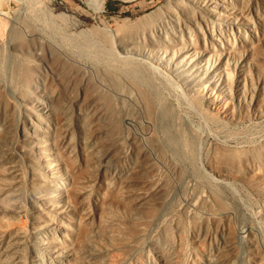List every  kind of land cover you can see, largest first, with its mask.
<instances>
[{
    "label": "rangeland",
    "instance_id": "rangeland-1",
    "mask_svg": "<svg viewBox=\"0 0 264 264\" xmlns=\"http://www.w3.org/2000/svg\"><path fill=\"white\" fill-rule=\"evenodd\" d=\"M244 5L257 7L264 23V0ZM174 6L171 0H0V22L6 23L0 29V104L14 128L0 153V170L10 183L1 198L19 212L0 207V264H15L6 251L10 233L23 230L26 243L34 220L42 219L28 203L30 165L16 130L22 106L44 100L41 90L55 97L50 135L85 185L83 206L78 202L68 210L71 222L53 220V226L68 229L74 253L68 264L83 261L77 254L90 233L96 244L92 232L104 215L122 221L129 204L134 218L130 225L116 223L113 239L103 244L102 264H264V86L253 87V116L238 113L236 103L212 86L189 93L167 77L118 74L119 59L128 56L118 43L150 28ZM258 34L264 35L262 27ZM247 43L264 69V45ZM242 45L235 46L236 56L244 52ZM142 93L166 104L169 141L160 135L162 150L151 156L149 170L139 171H148L153 182L138 179L130 161H124V174L136 178L122 181L121 163L102 158L118 154L115 132L124 118L135 123L122 126L129 143L146 147L149 128L138 110ZM192 95L212 107L205 102L200 113Z\"/></svg>",
    "mask_w": 264,
    "mask_h": 264
},
{
    "label": "bare ground",
    "instance_id": "bare-ground-1",
    "mask_svg": "<svg viewBox=\"0 0 264 264\" xmlns=\"http://www.w3.org/2000/svg\"><path fill=\"white\" fill-rule=\"evenodd\" d=\"M104 1L99 0L100 4ZM171 2L175 5L171 11L164 13L150 28L123 42L120 40L117 46L128 55L119 59L123 65L119 69L120 77L127 78L142 72L151 76L167 77L171 85H182L189 93L195 91L199 85L212 86L236 103L238 113L244 110L258 116L253 113L258 102L253 87L255 84L264 86V69L260 68L261 65L258 66L259 61H255L253 54L246 49L247 41L254 39L259 47L264 45V35L260 37L258 34L261 27L264 29V23L257 13V7L254 10L245 6V0ZM5 26L6 23L0 22V29ZM236 45L244 48L239 56L235 54ZM251 69L255 70L253 77L248 75V70ZM1 71L0 64V73ZM41 93L44 100L30 99L31 106H22V121L16 126V130L25 147L21 152L28 155L26 159L30 165L32 183L28 188V203L42 214V219L34 220L35 227L29 232L32 237L26 243L23 230L11 232L6 251L7 256L13 257L15 264H68V257L71 253L74 254L66 239L68 229L61 224L53 226V220L71 222L68 210L73 211L78 202L83 206L80 201L85 199V185L76 177L69 158L62 153L50 135L48 124L53 118L55 97L51 92L46 94V90H41ZM138 96L141 98L138 110L149 128L146 147L129 143L122 126L133 127L135 123L131 118H124L115 132L117 141L114 145L118 154L114 156L113 152H109L102 159L108 161L107 159L114 158L121 163L118 177L122 181H130L137 176L142 182H153L154 178L148 175V171L142 174L139 171L145 169V166L149 170L151 156L155 151L162 150L159 136L163 135L164 141H169V130L165 123L171 115L168 114L166 104L144 93ZM197 96L190 97L191 103L202 113L205 107L203 103L208 100L204 101ZM207 105L212 107L213 103L208 102ZM262 113L259 111V116H263ZM8 117L5 105L0 104V120L4 127L0 134V153L11 140L14 129L9 124ZM124 161H130L139 175L124 174ZM103 170L104 167H100L97 173ZM7 179L8 174L0 170V207L12 212L13 206L1 198L10 185ZM40 189L42 192H39ZM133 209L132 204L124 208L122 221L109 218L112 214L101 218L100 228L92 232L96 234V244L90 241V233L87 245L77 254L83 260L80 264H93L97 261V264H102L100 259L106 254V246L103 244L113 239L115 227H118L116 223L119 226L131 224L134 218ZM82 212L85 218L89 217L86 210L82 209ZM2 213L3 211L0 212V218ZM111 220L116 221L115 226ZM21 250H25V256Z\"/></svg>",
    "mask_w": 264,
    "mask_h": 264
}]
</instances>
